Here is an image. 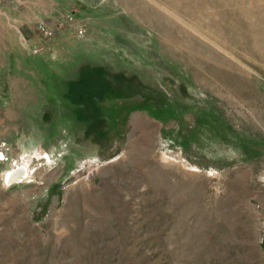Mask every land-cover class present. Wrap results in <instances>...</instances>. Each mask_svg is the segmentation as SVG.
Wrapping results in <instances>:
<instances>
[{
	"label": "rangeland",
	"instance_id": "rangeland-1",
	"mask_svg": "<svg viewBox=\"0 0 264 264\" xmlns=\"http://www.w3.org/2000/svg\"><path fill=\"white\" fill-rule=\"evenodd\" d=\"M0 264H264V0L2 6Z\"/></svg>",
	"mask_w": 264,
	"mask_h": 264
},
{
	"label": "built area",
	"instance_id": "built-area-1",
	"mask_svg": "<svg viewBox=\"0 0 264 264\" xmlns=\"http://www.w3.org/2000/svg\"><path fill=\"white\" fill-rule=\"evenodd\" d=\"M25 2V0H0V8L2 6H4L5 4H15L16 7L21 6L23 3ZM65 25H68L69 27H74L75 25V20L73 17V13L67 14L63 17L62 21L57 22V25L55 27V29H51L50 27H48L46 24L44 23H39L37 25V31L38 34L45 40H51L54 38L55 35V31L56 30H63L65 28ZM78 34H82L84 32V30L82 29H78ZM41 51L40 48H34L32 50L33 54H37Z\"/></svg>",
	"mask_w": 264,
	"mask_h": 264
},
{
	"label": "bare ground",
	"instance_id": "bare-ground-1",
	"mask_svg": "<svg viewBox=\"0 0 264 264\" xmlns=\"http://www.w3.org/2000/svg\"><path fill=\"white\" fill-rule=\"evenodd\" d=\"M211 76H214V75H211ZM24 167L27 169V173L21 166H16V168L14 167L15 169H12L9 171V174L7 175V177L9 178V181L11 183H20L22 180H25L27 175L29 177V167L28 165H24Z\"/></svg>",
	"mask_w": 264,
	"mask_h": 264
},
{
	"label": "trees",
	"instance_id": "trees-1",
	"mask_svg": "<svg viewBox=\"0 0 264 264\" xmlns=\"http://www.w3.org/2000/svg\"><path fill=\"white\" fill-rule=\"evenodd\" d=\"M73 87H77V85H74ZM87 95V92H83V91H80V88H77V97H76V101L79 102L81 100H83V98H85ZM90 97V96H89ZM75 101V102H76ZM78 104V103H76Z\"/></svg>",
	"mask_w": 264,
	"mask_h": 264
},
{
	"label": "water",
	"instance_id": "water-1",
	"mask_svg": "<svg viewBox=\"0 0 264 264\" xmlns=\"http://www.w3.org/2000/svg\"><path fill=\"white\" fill-rule=\"evenodd\" d=\"M11 183V182H10Z\"/></svg>",
	"mask_w": 264,
	"mask_h": 264
}]
</instances>
